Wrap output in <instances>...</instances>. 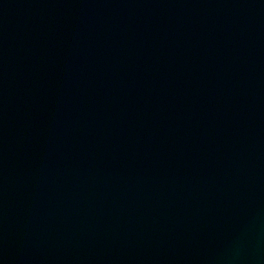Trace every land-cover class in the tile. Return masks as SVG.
Returning a JSON list of instances; mask_svg holds the SVG:
<instances>
[{"label": "water", "instance_id": "1", "mask_svg": "<svg viewBox=\"0 0 264 264\" xmlns=\"http://www.w3.org/2000/svg\"><path fill=\"white\" fill-rule=\"evenodd\" d=\"M0 264H264V0H0Z\"/></svg>", "mask_w": 264, "mask_h": 264}]
</instances>
